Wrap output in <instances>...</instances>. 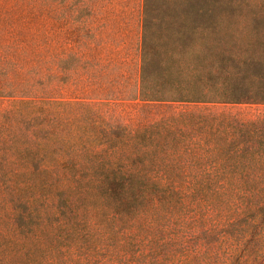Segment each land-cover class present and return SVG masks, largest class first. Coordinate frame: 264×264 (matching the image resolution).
<instances>
[{
  "label": "trees",
  "instance_id": "trees-1",
  "mask_svg": "<svg viewBox=\"0 0 264 264\" xmlns=\"http://www.w3.org/2000/svg\"><path fill=\"white\" fill-rule=\"evenodd\" d=\"M153 11L133 94L0 85V264H264V111L238 107L264 105V56L223 80L167 71ZM115 99L156 116L130 129Z\"/></svg>",
  "mask_w": 264,
  "mask_h": 264
},
{
  "label": "rangeland",
  "instance_id": "rangeland-1",
  "mask_svg": "<svg viewBox=\"0 0 264 264\" xmlns=\"http://www.w3.org/2000/svg\"><path fill=\"white\" fill-rule=\"evenodd\" d=\"M142 5L143 0H0V85L20 84L16 92L36 96L133 94ZM153 9L167 71H210L223 80L249 65L250 55L264 56V0H153ZM241 57L245 64L237 62ZM8 103L9 97H0V111ZM238 107L264 111V105ZM143 108L127 99L106 107L130 129L156 116Z\"/></svg>",
  "mask_w": 264,
  "mask_h": 264
}]
</instances>
